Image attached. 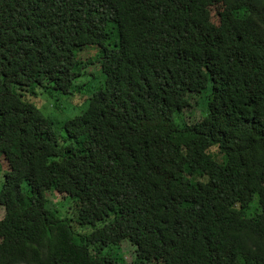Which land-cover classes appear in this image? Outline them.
Returning <instances> with one entry per match:
<instances>
[{
	"label": "trees",
	"instance_id": "trees-1",
	"mask_svg": "<svg viewBox=\"0 0 264 264\" xmlns=\"http://www.w3.org/2000/svg\"><path fill=\"white\" fill-rule=\"evenodd\" d=\"M0 208V264H264V0H0Z\"/></svg>",
	"mask_w": 264,
	"mask_h": 264
},
{
	"label": "rangeland",
	"instance_id": "rangeland-1",
	"mask_svg": "<svg viewBox=\"0 0 264 264\" xmlns=\"http://www.w3.org/2000/svg\"><path fill=\"white\" fill-rule=\"evenodd\" d=\"M86 51H91L92 52L91 57L94 59L96 48L89 47L86 49ZM87 56L89 57V52H87ZM99 80H102L101 73L96 75V77L94 78L95 83ZM36 98H37V100H35L36 106L40 109L42 113L47 115L52 120L53 125H54V130L56 134L59 136L63 135V130L61 128V125L66 120L80 115L86 108V105H75L73 100H66L64 98L62 99L58 94H56L53 91L49 93L45 91L44 92L41 91V93H39V95ZM194 117L195 119L200 118V112L198 108L194 109ZM60 199H61L60 196L52 198V201L54 203L56 202L54 205H57L58 203L62 202V201H59ZM64 213L65 212H63L62 214L64 215ZM2 215H3V209L0 208V218L2 217ZM116 255H119V254H116ZM124 256L126 257V259H128V256L126 254H124Z\"/></svg>",
	"mask_w": 264,
	"mask_h": 264
}]
</instances>
